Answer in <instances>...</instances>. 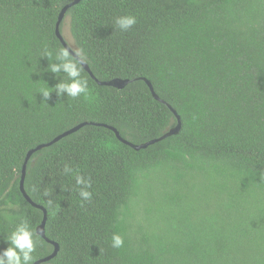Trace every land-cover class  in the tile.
<instances>
[{"label":"trees","instance_id":"obj_1","mask_svg":"<svg viewBox=\"0 0 264 264\" xmlns=\"http://www.w3.org/2000/svg\"><path fill=\"white\" fill-rule=\"evenodd\" d=\"M70 1L0 0V249L25 219L35 260L53 250L20 190L28 150L84 121L133 143L176 125L145 77L180 115L177 134L135 150L87 124L27 161L25 192L59 245L42 264H264V0H81L65 16L72 44L97 79L134 80L117 89L83 69L87 96L45 103L40 89L67 79L46 69ZM125 14L137 17L126 32ZM76 174L92 181L83 207Z\"/></svg>","mask_w":264,"mask_h":264},{"label":"clouds","instance_id":"obj_2","mask_svg":"<svg viewBox=\"0 0 264 264\" xmlns=\"http://www.w3.org/2000/svg\"><path fill=\"white\" fill-rule=\"evenodd\" d=\"M137 23V17L132 14L120 15L115 18V27L120 31H128ZM40 57H46L47 60L53 57V52L45 47ZM87 63V57L83 49L74 46L71 43H65L60 47L54 55L51 63L47 64V71L58 76L63 74L67 79L60 78L52 87H43L39 93L42 95V100L46 103L51 98L52 92H55L57 97L67 96L77 98L80 96H87L89 93V82L82 77L81 73ZM74 169L65 164L63 172L65 175L72 174ZM75 184L78 186V195L81 198V207L85 202H90L92 199V192L89 190L92 187L90 177L80 174L75 175ZM45 196L49 195L47 191ZM51 204V201H49ZM9 208L15 207L12 204ZM5 219L9 218V213H0ZM7 247L0 249V264H34L38 240L35 238V232L30 227L25 219H20L15 227L3 238ZM124 246V237L116 232L111 235V247L120 249Z\"/></svg>","mask_w":264,"mask_h":264},{"label":"water","instance_id":"obj_3","mask_svg":"<svg viewBox=\"0 0 264 264\" xmlns=\"http://www.w3.org/2000/svg\"><path fill=\"white\" fill-rule=\"evenodd\" d=\"M81 0H72L70 2H68L67 4H65L63 6V8L61 9L60 13H59V16H58V20L56 22V27H55V34L57 36V38L59 39V41L61 42V44L64 46L65 43L67 42L66 39L64 38L61 30H60V25L62 23V21L64 20L65 16H66V12L67 10L78 4ZM68 43V42H67ZM86 72L89 73V75L99 84V85H105V86H112V87H115L117 89H122L124 88L128 83L132 82L134 79H128V78H112L110 80H99L97 79L94 74L92 73V71L90 70V67L89 65L86 63V65L84 66L83 68ZM136 79H140V80H143L152 96L154 99L156 100H159L160 102H162L163 104H165L170 110L171 112L173 113L174 115V118L176 119L177 123L175 126L173 127H170L168 130H166L163 134H161L160 136L158 137H155V138H152L150 140H147V141H144V142H141V143H133L131 141H128L126 139H124L123 137H121V135L119 134L118 130L112 126V125H108V124H105V123H95V122H80L74 126H72L71 128L61 132L60 134L56 135L54 138H52L51 140L47 141V142H42V143H39L37 144L35 147L31 148L30 150H28L27 154H26V158H25V162L23 164V167H22V174H21V180H20V190L21 192L23 193L24 197L26 198V200L28 202H30V204H32L34 207L38 208V209H41L43 211V219L41 221V223L37 226L36 228V233L41 236L42 238H44L48 243L52 244L53 245V250L52 252L43 257V258H40V259H37L34 261V264H42V263H45L49 260H51L53 257L56 256L58 250H59V245L57 242L49 239L47 236H46V233H45V221H46V210L45 208L40 205V204H37L35 203L34 201L31 200V198L27 195V193L25 192V189H24V176H25V168H26V163L27 161L29 160V158L31 157V155L36 152V151H39L45 147H48L50 145H52L53 143L59 141L61 138L79 130L81 127L87 125V124H90V125H99V126H104V127H107L109 128L110 130H112L115 135L117 136V138L124 144L132 147L133 149L135 150H139V149H142V148H146L147 146L151 145V144H154L156 142H159L169 136H172V135H175L177 134L179 131H180V128H181V119H180V115L176 112V110L168 103L166 102L165 100L161 99L158 94L154 91V88L151 84V82L145 78V77H138Z\"/></svg>","mask_w":264,"mask_h":264},{"label":"rangeland","instance_id":"obj_4","mask_svg":"<svg viewBox=\"0 0 264 264\" xmlns=\"http://www.w3.org/2000/svg\"><path fill=\"white\" fill-rule=\"evenodd\" d=\"M62 34L64 36V38L66 39V41L68 43L73 42L71 34H70V29H69V18L65 17L62 23Z\"/></svg>","mask_w":264,"mask_h":264}]
</instances>
